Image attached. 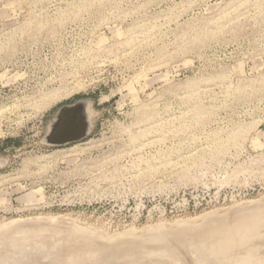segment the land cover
I'll list each match as a JSON object with an SVG mask.
<instances>
[{"label": "rangeland", "instance_id": "1", "mask_svg": "<svg viewBox=\"0 0 264 264\" xmlns=\"http://www.w3.org/2000/svg\"><path fill=\"white\" fill-rule=\"evenodd\" d=\"M80 100L89 136L45 145ZM250 222L230 264H264V0H0V258L218 264L204 231Z\"/></svg>", "mask_w": 264, "mask_h": 264}, {"label": "bare ground", "instance_id": "2", "mask_svg": "<svg viewBox=\"0 0 264 264\" xmlns=\"http://www.w3.org/2000/svg\"><path fill=\"white\" fill-rule=\"evenodd\" d=\"M87 113H88V117H89V120H90V122H91V115H92V107H91V104L90 103H88V105H87ZM254 215H256V214H254ZM254 215H252V216H254ZM251 216V217H252ZM244 217V216H243ZM41 218V217H40ZM53 218V217H52ZM51 218V219H52ZM59 218V217H58ZM58 218H56V219H58ZM62 219L61 220H63V219H66V218H64V217H61ZM245 218H246V216H245ZM248 218V217H247ZM33 219V218H32ZM29 220V221H23V222H18V223H16V224H14L13 226H15V228H16V230H15V233L14 234H16L15 235V238H19V241H24V240H22L23 238H25V237H27V235H29L30 234V236H31V234H32V232H35L36 230H39V229H42V227L40 226V225H37L36 224V219H33V220ZM54 219V218H53ZM52 219V220H53ZM56 219H54L55 221H56ZM60 219V218H59ZM244 219V218H243ZM20 220V219H19ZM54 220H53V222H54ZM61 220H60V222H61ZM241 220H242V217H241ZM42 221V220H41ZM48 221V220H47ZM46 221V222H47ZM49 221H50V219H49ZM58 221V220H57ZM65 222H67V223H69V224H73L74 222H72V221H74V220H71V222H68V219L67 220H64ZM45 222V221H44ZM55 223V222H54ZM42 224V223H41ZM49 224V223H48ZM56 224V223H55ZM46 225V224H45ZM51 225H52V223H51ZM50 225V226H51ZM58 225V224H57ZM56 225V226H57ZM76 225V224H75ZM218 225H220V224H218ZM71 226V225H70ZM72 226H74V224L72 225ZM228 226V225H227ZM9 227V226H8ZM53 227V226H52ZM62 227V226H61ZM74 227H76V226H74ZM225 226H223V228H224ZM63 228V227H62ZM66 228V227H65ZM77 228V227H76ZM217 228V227H216ZM226 228V227H225ZM59 229V228H58ZM61 229V228H60ZM64 229V228H63ZM79 229V228H78ZM82 230H83V228H81ZM256 228H255V226L250 222V223H248V224H245V225H238L237 223L236 224H234L233 226H228V228L227 229H225V230H219V229H215V228H213V227H210V228H208L207 230H205L204 231V237L206 238V239H208L209 241L207 242V244H208V247H207V245L205 244L204 246L205 247H207L206 249V252L204 253V252H201V254H203V256H205V257H207V256H214V255H216L217 256V258H218V264H230V261L232 260H244V259H247V257L249 256V255H253V253L256 251H254V247L253 246H251V245H253L252 244V239H253V236H254V234H255V230ZM2 230H4L3 228H2ZM26 230H28V231H26ZM87 230V229H86ZM77 232H78V230H77ZM21 233H23V234H21ZM27 233H29V234H27ZM62 234H64L63 232H62ZM67 234V233H66ZM77 234V233H76ZM19 236V237H16V236ZM119 235V234H118ZM118 235H116V236H118ZM122 235V234H121ZM221 235H224V236H222L221 237ZM2 236V235H1ZM48 236V235H47ZM4 238H5V236H3ZM23 237V238H22ZM120 237V236H119ZM121 237H123V236H121ZM120 237V238H121ZM3 238V239H4ZM13 238H14V236H13ZM14 238V239H15ZM20 238H22L21 240H20ZM31 238V237H30ZM14 239H11V240H14ZM34 239V238H33ZM32 239V240H33ZM194 239H196V238H193L192 240V242H190L193 246L194 245H196L197 244V247L199 248V246H198V243L200 242V241H198L197 239L196 240H194ZM10 240V241H11ZM16 240V239H15ZM32 240H31V242H32ZM46 240V239H45ZM34 241V240H33ZM13 242V241H12ZM15 242H17V241H15ZM15 242H13V244L15 243ZM24 243V242H23ZM22 243V244H23ZM45 243H48L47 241H45ZM32 244V243H31ZM31 244H29V245H31ZM25 245V244H24ZM63 245V244H62ZM14 246H16L15 244H14ZM44 247H47V245H44ZM51 247V246H50ZM76 247V246H75ZM75 247H70V249H68V251L67 250H65V251H63L64 253V255L66 256V255H68L67 257H69V258H74V257H76L77 255H80L79 254V252H80V250L79 249H76ZM205 247H203V248H205ZM256 247H257V245H256ZM52 248V247H51ZM73 248V249H72ZM163 248V247H162ZM187 248V247H186ZM192 249H194L195 250V246H194V248H192ZM191 249V250H192ZM201 250H205V249H202V248H200ZM200 249L195 253L197 256L198 255H200ZM242 249H244L245 251H246V257L244 258V257H239L238 255H237V253H238V251L240 250H242ZM58 250V252L57 251H55V253L57 254V253H59V251H60V249H57ZM61 250H63V249H61ZM158 250H156V252H157ZM160 251V250H159ZM190 251V250H189ZM46 252V251H45ZM114 252H116V251H114ZM118 252L119 251H117V253L116 254H118ZM146 252V251H145ZM194 252V251H193ZM199 252V253H198ZM47 253V252H46ZM112 253H113V251H112ZM111 253V254H112ZM120 253V252H119ZM147 254H149V255H151L152 253H155V249H154V252L152 251V252H150V253H148V252H146ZM144 254V255H147V254ZM173 252H171V254H172ZM198 253V254H197ZM113 254H115V253H113ZM156 255H158V253H155ZM167 254V253H166ZM169 254V253H168ZM242 254V253H241ZM245 254V253H244ZM243 254V255H244ZM61 255V254H60ZM63 255V256H64ZM240 255V254H239ZM103 256V255H102ZM165 256H167V255H165ZM173 256L174 255H172V258H173ZM245 256V255H244ZM109 257V256H108ZM115 257V256H114ZM148 257V256H147ZM168 257H171V255H169ZM204 257V258H205ZM77 258V257H76ZM200 258H203V257H201L200 256ZM203 258V259H204ZM215 260V259H214ZM100 261V260H99ZM195 262V261H194ZM232 263V262H231ZM236 263V261H234L233 262V264H235ZM133 264H141V261L139 262H136L135 261V263H133Z\"/></svg>", "mask_w": 264, "mask_h": 264}, {"label": "water", "instance_id": "3", "mask_svg": "<svg viewBox=\"0 0 264 264\" xmlns=\"http://www.w3.org/2000/svg\"><path fill=\"white\" fill-rule=\"evenodd\" d=\"M87 101L80 100L62 106L52 121L44 144L52 147H63L85 140L92 127L87 113ZM10 259L0 258V264H11Z\"/></svg>", "mask_w": 264, "mask_h": 264}]
</instances>
